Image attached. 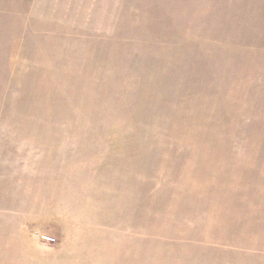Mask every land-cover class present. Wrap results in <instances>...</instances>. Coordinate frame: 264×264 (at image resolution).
I'll return each mask as SVG.
<instances>
[{
    "label": "rangeland",
    "instance_id": "rangeland-1",
    "mask_svg": "<svg viewBox=\"0 0 264 264\" xmlns=\"http://www.w3.org/2000/svg\"><path fill=\"white\" fill-rule=\"evenodd\" d=\"M0 264H264V0H0Z\"/></svg>",
    "mask_w": 264,
    "mask_h": 264
}]
</instances>
